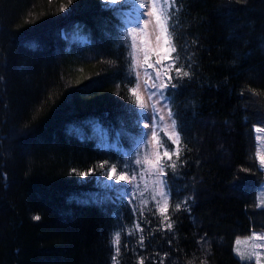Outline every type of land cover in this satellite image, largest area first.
I'll use <instances>...</instances> for the list:
<instances>
[{
  "label": "trees",
  "instance_id": "16d2710c",
  "mask_svg": "<svg viewBox=\"0 0 264 264\" xmlns=\"http://www.w3.org/2000/svg\"><path fill=\"white\" fill-rule=\"evenodd\" d=\"M107 2L0 0V264H114L116 232L117 264H255L234 246L264 231L255 159L264 0H176L171 10L175 67L190 76L169 71L181 143L169 148H180L179 159L163 158L171 189L163 223L156 201L140 206L98 182L113 165L133 174L143 136L128 27ZM98 124L108 130L101 140Z\"/></svg>",
  "mask_w": 264,
  "mask_h": 264
},
{
  "label": "snow or ice",
  "instance_id": "6c2138e0",
  "mask_svg": "<svg viewBox=\"0 0 264 264\" xmlns=\"http://www.w3.org/2000/svg\"><path fill=\"white\" fill-rule=\"evenodd\" d=\"M129 0H108L107 3H105V7H108L109 4L112 6L111 10L113 12H118L119 8L127 5ZM134 2L138 3V6L140 8V12L138 14V23L136 27L130 28L125 33L126 36L130 37L131 43L129 45L130 51H129V58H130V70H136L140 66V59L138 56V52H143V62L147 65L148 68H152L154 65L152 63H149V55L150 53H154L157 57L155 63L158 65H162V62L164 60H170L171 63L167 65L166 70L164 74L166 75L168 71H171L173 67L179 62L180 56L177 49L176 44V33H175V25L171 22L172 21V9L176 7V0H134ZM69 3H71V0H69ZM145 15L147 16V19H144ZM142 20V24L139 23V21ZM152 25V33H154V40L155 44L150 45V38L152 36V33L149 32V26ZM138 37H139V43H138ZM180 51H183V49H180ZM183 65L180 67H175V71L177 74V78L181 77H188L190 76V73L188 71L183 70ZM145 75L149 77V79H153L151 77V74L147 72L145 69ZM137 76V86L136 88H133L131 91L133 95L136 96V100L139 104V107L146 108L148 105L146 103H140L141 97L137 94L138 89L140 87L139 85V72L136 71ZM161 74L157 72L154 82L151 85L145 84V91L148 93V100H152L154 96L157 95V92L160 93V99H163V91L162 89H165L168 87L167 84L163 83L162 81L160 83H156L155 81H160ZM171 80V78H169ZM173 88L177 87L176 84L171 85ZM152 89H156L157 92H153ZM159 103V99H157L152 105L151 109L153 112H156L159 114L162 112V109H158L156 107V104ZM165 108H168V105L164 106ZM167 119L170 121V123L166 122L164 115H159V121L164 122L163 128H164V135L167 136L168 140L172 142L174 145H180L181 143V136L180 132L177 130V122L174 118V114L172 113L171 109L168 108L167 112ZM145 127L151 128V140H148V143L145 144V152L147 153V149L149 145H151L153 142L156 143L158 147H164V151L161 154L159 150L151 153L152 156H154V159H149V155L145 154L144 156V162L149 164L151 167L147 171V174L149 175H155L156 179L154 181V184L156 185V194L160 196V200L156 201V206L158 211L163 216V221H169V216L166 215L167 209H168V201L169 197L171 196V189L167 187L166 181L162 179V177L166 176L165 172V164L163 163V158L166 157L168 161L172 160L173 154L176 155L177 159H179V152L180 148L177 147L175 149V152H171L168 149L171 147V145H167L166 141H161L160 134L157 131V128L160 127V123L157 122L155 126L149 124L145 125ZM170 129V131H169ZM256 132L258 134H264V128H257ZM148 133H144L142 136V139L140 143H144L145 140L148 139ZM262 139L261 135H257L255 137L256 141H260ZM255 159H258L260 162V167L264 169V154L261 153L260 148L257 147L256 153H255ZM135 163L137 165H143L141 164V160L139 157L136 158ZM170 167L173 172L176 170V164L174 162L167 165ZM100 168H104V165H99ZM75 171V170H73ZM91 172V170H90ZM116 167L113 165L109 169V172L104 173V175L108 176L109 180L113 179V176L110 173H115ZM80 176H87L89 175V172H79L77 173ZM144 173H141V179H143ZM6 181V176L4 177ZM115 180L117 182L119 181H127L129 183H132L136 180V173L133 171V174L131 177H129L126 173V170L122 169L120 175L115 176ZM107 188H112L113 185H106ZM262 189H264V185L261 186ZM117 191L120 192L121 195L125 194L128 189H124L123 191H120L117 189ZM153 200H156V196H153ZM184 204H187V200L183 202ZM162 205V206H161ZM257 207H264V200H261L259 204L256 205ZM175 208L179 210L181 208V203H177L175 205ZM34 219L39 220L40 217L36 216ZM136 227L139 229V225L137 224ZM166 227L171 230L173 225L171 222H168L166 224ZM140 231H143L140 229ZM131 234V233H130ZM204 239L203 237L201 238ZM252 240H258V241H264V235H260L257 233H253L252 237L250 238ZM120 240H121V233L116 232L114 234L113 239L109 241L110 245L114 247V255L112 256V260L114 264H117V257L120 254ZM139 241L141 245H143L144 237L141 235L139 237ZM236 243L239 245L242 242L240 240H237ZM243 243H248V241H244ZM127 247V245H125ZM254 249H261L264 248V243L260 244H254ZM237 255L240 257L241 260H251L252 256L249 255L245 257L243 253L240 252V250L236 249ZM253 255L256 256L255 264H260V252H253ZM140 264H143V259L140 260ZM189 264H192L190 261ZM201 264H206V261H202Z\"/></svg>",
  "mask_w": 264,
  "mask_h": 264
},
{
  "label": "rangeland",
  "instance_id": "374dc122",
  "mask_svg": "<svg viewBox=\"0 0 264 264\" xmlns=\"http://www.w3.org/2000/svg\"><path fill=\"white\" fill-rule=\"evenodd\" d=\"M110 5V4H109ZM111 6V5H110ZM119 11L121 13V18L123 19V21L126 23L128 29L136 27L137 23H138V14L140 12V8L138 6V3L134 2V0H129L127 5H124L122 7L119 8ZM144 19H147V16L145 15ZM139 23L142 24V20L139 21ZM152 25L149 26V32L152 33ZM138 43H139V37H138ZM155 44V40H154V33H152V36L150 38V45H154ZM138 56L140 59V66L136 69V71L139 72V89H138V95L141 97L140 103H146L148 105V107L146 108H141L139 107V104L137 102V107L141 113V127L143 129V134L144 133H148V139L144 141V143H140L138 144V149L136 151V156L140 158L141 160V164L143 165V167H140L141 165H137L134 161V166H135V173H136V180L133 181L132 183H129L127 181H119L117 182L115 180V176L116 175H120L121 172H119L116 169L115 173H110L113 176L112 180L108 179L107 175L101 174L98 177V182L99 185L104 188V189H119L120 191H123L124 189H128L130 191H127L125 193V196L127 195L128 198L133 199L135 198L136 200H140L139 205L141 206V204H146L149 203V200L153 201V196H156V200L154 201H158L160 200V196L158 194H156V185L154 184V181L156 179L155 175H149L147 174V171L150 169V165L144 162V156L145 154L149 155V159H154V156L151 155V153L159 150L161 152V154L164 151V147H158L156 145L155 142H153L151 145H149L148 149H147V153L145 152V144L148 143V140H151V128L150 127H145V125H153L155 126V124L157 122L160 123V127L157 128L158 133L160 134V139L161 141H166L167 144L166 145H173L172 142L170 140H168L167 136L164 135V122H160L159 121V115H164L165 116V120L166 122L170 123V121L167 119V112H168V108L171 109L170 107V101H169V97L167 96L166 90L162 89L163 91V99H160V93L157 92L156 89H152L153 92H157V95L154 96L152 98V100H148V93L145 91V84L151 85L154 82V78L157 74V72H159L161 74V78L160 81H155L156 83H160L161 81L165 84H169V71L167 72V74L165 75L164 72L166 70V67L168 65V61L169 60H164L162 62V65H158L155 63L157 57L154 53H150L149 55V63H152L154 66L152 68H148L146 64H144L143 62V52L139 51L138 52ZM145 69L147 70L148 73L151 74V77L153 79H149L148 76L145 75ZM137 86V85H136ZM159 99V103L156 104V107L158 109H162V112H160L159 114H157L156 112H153L151 109V105L157 100ZM168 105V108H165L164 106ZM257 128H264V127H260L257 126L255 128V130ZM170 131V129H169ZM257 135H261L262 139L260 141H257L258 147L260 148V151L262 154H264V134H258L256 132V136ZM141 141V139H140ZM103 145H107L108 147L109 144H107L105 141L103 142ZM169 150V149H168ZM136 157V158H137ZM166 158V157H165ZM130 167V166H128ZM128 167H126L127 170ZM140 168V171L137 172L136 169ZM264 170V169H262ZM109 172V171H108ZM141 173H144L143 175V179H141ZM127 175L129 177H131V174L127 173ZM162 179H164V177H162ZM106 185H113L112 188H107ZM264 185V182L260 185L259 189H258V204L260 203L261 200H264V189L261 188V186ZM134 200V199H133ZM136 206V205H135ZM137 208V207H136ZM260 209H264V207H259ZM138 210V209H136ZM138 214V213H137ZM138 216V215H136ZM137 225V224H136ZM141 229V225L139 226V229L135 226L134 230H136L135 232H138L139 235L141 233L140 231ZM132 233V232H131ZM253 233H257L260 235H264V231H254ZM246 236V237H242L239 238L238 240H240L242 243L241 244H235V255L240 259V257L237 255L236 249L238 248L240 250L241 253H243L245 255V257L251 255L252 259L248 260H242L243 262H249V263H255L256 261V256L253 255V252H260V264H264V248L261 249H254L253 245L254 244H260V243H264V241H258V240H252L250 239L252 237V234ZM244 241H248V243H243ZM241 260V259H240ZM118 262V260H117Z\"/></svg>",
  "mask_w": 264,
  "mask_h": 264
},
{
  "label": "bare ground",
  "instance_id": "6f19581e",
  "mask_svg": "<svg viewBox=\"0 0 264 264\" xmlns=\"http://www.w3.org/2000/svg\"><path fill=\"white\" fill-rule=\"evenodd\" d=\"M123 20V19H122ZM62 35L63 36H65V35H67V32H65V31H63L62 32ZM65 37H67V36H65ZM136 104H137V100H136ZM257 127V126H256ZM255 127V128H256ZM261 127V126H260ZM72 131H71V134L73 135V136H78V132H81V130H82V128L81 127H79V126H75V127H73L72 129H71ZM93 133H94V135H93V137L94 138H98L99 140H101V139H104L105 138V136H108V130L105 128V127H103V126H100V124H98V127H97V129H96V127L93 129ZM255 134H256V130H255ZM117 138H119V136H117ZM140 139H142V136L140 137ZM108 139H105V142L108 144ZM118 141H116L115 143H113L114 144V148L117 146V143ZM112 144V145H113ZM100 145H103V143H101ZM104 147H106L107 145H103ZM108 147V146H107ZM257 147H258V144H257V141H256V150H257ZM258 162H259V160H258ZM259 164H260V162H259ZM257 204H258V191H257ZM259 208V207H258ZM260 209V208H259ZM254 232V231H253ZM252 232V233H253ZM239 239V238H238ZM237 239V240H238ZM236 240V241H237ZM235 244H236V242H235ZM234 253H235V246H234ZM236 256V255H235ZM237 257V256H236ZM238 258V257H237ZM239 259V258H238ZM242 261V260H241ZM243 262V261H242ZM247 263H249V262H247Z\"/></svg>",
  "mask_w": 264,
  "mask_h": 264
}]
</instances>
